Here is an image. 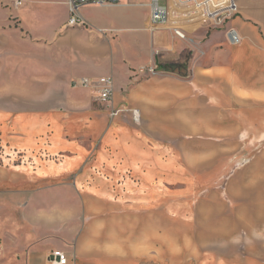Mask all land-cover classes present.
<instances>
[{
	"label": "crops",
	"instance_id": "0c3cea01",
	"mask_svg": "<svg viewBox=\"0 0 264 264\" xmlns=\"http://www.w3.org/2000/svg\"><path fill=\"white\" fill-rule=\"evenodd\" d=\"M237 3L238 44L153 26L151 0L85 6L75 27L51 2L48 35L17 39L43 77L0 93V141L27 161L1 184L35 202L24 264H264V0ZM105 76L106 104L72 84Z\"/></svg>",
	"mask_w": 264,
	"mask_h": 264
},
{
	"label": "rangeland",
	"instance_id": "374dc122",
	"mask_svg": "<svg viewBox=\"0 0 264 264\" xmlns=\"http://www.w3.org/2000/svg\"><path fill=\"white\" fill-rule=\"evenodd\" d=\"M55 1L60 0H21V6L17 8V0H0V25L2 26L0 30L4 29L0 31V37L8 40V46L6 43V46L0 48V93L2 96L11 95L14 92L16 94V90H20L21 86L29 89L36 83L35 79L43 78L35 74L37 71L33 65L35 60L26 57L28 51L19 45L17 39H20L22 34L28 37L38 33L48 35L50 13L54 11H49L48 3ZM134 1L144 3L147 0ZM229 23L228 21L222 27H207L197 23L195 31L223 30L227 32L230 29ZM23 156L24 154L6 148L0 141V253L3 252L4 246L10 247V250H6L5 255L0 258V263L3 258L5 264H24L25 251L30 246L29 235L26 233L27 227H21L20 221L31 224L30 215L34 216L35 202L30 205L28 195L14 192L18 189L1 184L3 176L13 172L11 167L15 168L27 162ZM5 167L7 169H4ZM14 245L18 246L19 252L16 253L22 256L21 261L11 249ZM65 253L68 254V252Z\"/></svg>",
	"mask_w": 264,
	"mask_h": 264
},
{
	"label": "built area",
	"instance_id": "2783aa9c",
	"mask_svg": "<svg viewBox=\"0 0 264 264\" xmlns=\"http://www.w3.org/2000/svg\"><path fill=\"white\" fill-rule=\"evenodd\" d=\"M121 0H68L70 10V26H86L81 10L88 5L117 4ZM21 6L17 0L16 7ZM239 11L237 0H151V22L155 27L171 28L177 37L187 39L186 25L201 23L207 27H222L235 17ZM228 36L235 44L240 43L239 33L231 28ZM144 72V70H142ZM154 73V70H150ZM73 86L92 90L96 99L101 103H110L115 94V81L112 76L98 79L83 78L75 80ZM122 109L111 110V116H118ZM134 121L140 122L138 111L132 112ZM48 264H69V256L64 251H53Z\"/></svg>",
	"mask_w": 264,
	"mask_h": 264
}]
</instances>
